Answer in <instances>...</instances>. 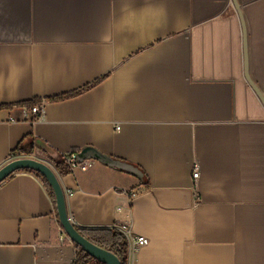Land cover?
Segmentation results:
<instances>
[{
	"label": "crops",
	"instance_id": "0c3cea01",
	"mask_svg": "<svg viewBox=\"0 0 264 264\" xmlns=\"http://www.w3.org/2000/svg\"><path fill=\"white\" fill-rule=\"evenodd\" d=\"M236 2L245 34L233 0H0V168L54 164L39 141L92 147L147 180L94 159L56 170L68 213L147 237L131 264H264V104L244 49L264 96V0ZM29 136L34 154L15 153ZM60 226L35 172L0 183V264H75Z\"/></svg>",
	"mask_w": 264,
	"mask_h": 264
},
{
	"label": "water",
	"instance_id": "95a60500",
	"mask_svg": "<svg viewBox=\"0 0 264 264\" xmlns=\"http://www.w3.org/2000/svg\"><path fill=\"white\" fill-rule=\"evenodd\" d=\"M233 2L240 16L243 25V32L245 34L244 22L239 6L236 0H233ZM244 49H245L246 79L264 104V96L257 88V86L253 83V81L250 79L248 74V63H247L245 41H244ZM37 145L45 149L50 155L54 153L51 148H49L45 143L41 141H39ZM89 159L98 160L111 167H115L120 170L129 172L131 174L138 176L140 179H143L144 177V174L141 171V169H139V167L127 163L125 161L115 159L111 156L102 154L101 152L97 151L92 147H86L77 154L78 163H82ZM22 170L34 171L40 174L41 176H43L45 180L48 182L55 197L56 212L59 223L74 244L80 246L88 255H90L92 258L96 259L97 261L103 264H122L120 258L117 255L88 240L85 236H83L80 233V231L78 230L79 227L73 224L67 209V200H66L65 191L61 186L56 171L49 164L34 157H22L15 159L0 168V183L6 180L12 174Z\"/></svg>",
	"mask_w": 264,
	"mask_h": 264
},
{
	"label": "trees",
	"instance_id": "16d2710c",
	"mask_svg": "<svg viewBox=\"0 0 264 264\" xmlns=\"http://www.w3.org/2000/svg\"><path fill=\"white\" fill-rule=\"evenodd\" d=\"M78 94V92L64 95L60 98H69L71 96H74ZM36 104L33 103V105ZM32 136L26 137L21 140V142L18 144L17 148L15 149V153L18 155H33L34 149H35V143H33V139H31ZM40 147V146H39ZM42 148V147H40ZM43 149V148H42ZM52 159L54 162L55 168L57 172L60 175H66L73 171L72 166L68 163V159L70 157V153H59L55 150H53L54 154L56 156L50 155L45 149H43ZM81 150H74L71 153L78 154ZM30 171V170H26ZM34 172V171H30ZM36 173V172H35ZM44 182L45 186L47 187L50 196L54 202L55 208V197L53 194V191L51 187L49 186L48 182L45 180L43 176L36 173ZM144 174V173H143ZM143 180H147L145 175L143 177ZM57 217V212H56ZM58 218V217H57ZM58 220V219H57ZM80 233L85 236L88 240L95 243L96 245L114 253L117 255L122 264H126L127 260V253H128V243L124 235L116 230L115 228H98V229H83L78 228ZM76 249V261L75 264H103L96 259L92 258L90 255H88L80 246L74 244Z\"/></svg>",
	"mask_w": 264,
	"mask_h": 264
},
{
	"label": "built area",
	"instance_id": "2783aa9c",
	"mask_svg": "<svg viewBox=\"0 0 264 264\" xmlns=\"http://www.w3.org/2000/svg\"><path fill=\"white\" fill-rule=\"evenodd\" d=\"M44 105L45 102L42 101L41 103L34 104L31 106L28 105H21L22 111L24 113V119L28 121H37L40 119V117L43 115L44 111ZM9 108V107H8ZM9 110V109H8ZM13 121L15 120L12 116L8 117V121ZM119 128V127H117ZM68 163L72 166V169H77V168H85V162L78 163L77 162V154L75 153H70V157L68 159ZM200 176V168L197 162H195L193 166V172H192V179H193V191H194V197H195V202H198L199 200V193H198V188H197V181ZM72 192L68 191L67 195H71ZM129 197L133 199L136 197L139 192L135 190L129 191ZM58 219V218H57ZM59 222V220H58ZM116 230L121 232L124 237L127 240L128 243V253H127V261L126 264H131V256L136 253L139 249L142 247L148 245L149 239L143 235H137L133 232L132 228L130 225H125V224H116L113 226ZM59 231L61 234V240L64 241L65 239L69 240L72 242V240L69 238V236L65 233L64 229L62 226L59 227Z\"/></svg>",
	"mask_w": 264,
	"mask_h": 264
},
{
	"label": "rangeland",
	"instance_id": "374dc122",
	"mask_svg": "<svg viewBox=\"0 0 264 264\" xmlns=\"http://www.w3.org/2000/svg\"><path fill=\"white\" fill-rule=\"evenodd\" d=\"M46 161H47L46 163L49 164L56 171L54 164L48 160H46Z\"/></svg>",
	"mask_w": 264,
	"mask_h": 264
}]
</instances>
